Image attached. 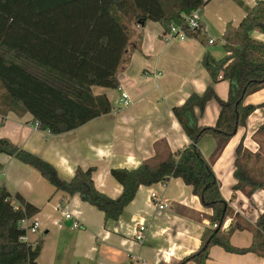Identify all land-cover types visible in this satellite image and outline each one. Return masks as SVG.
Returning a JSON list of instances; mask_svg holds the SVG:
<instances>
[{
    "label": "trees",
    "instance_id": "16d2710c",
    "mask_svg": "<svg viewBox=\"0 0 264 264\" xmlns=\"http://www.w3.org/2000/svg\"><path fill=\"white\" fill-rule=\"evenodd\" d=\"M206 1L175 0L167 12L160 0H0V115L8 111L28 113L40 130L57 135L108 114L112 107L108 97L95 94L92 87L119 86L118 71L126 62L130 42L124 22L143 25L153 21L166 32L171 24L180 25L185 37L205 44L202 24L190 28L184 16ZM245 12L237 25L227 23L224 28L220 37L224 55L215 59L205 52L202 59L213 82H228L227 98L220 99L207 86L203 93H191L181 105L172 107L190 142L175 152L161 156L156 152L134 168H111L110 175L122 187L118 196L110 197L94 186V167H76L72 177L64 180L52 164L6 138H0V153L36 169L65 197L78 194L82 201L103 212L105 220H117L140 185L179 178L211 214L199 247L176 264H205L212 246L231 254L264 256V207L254 222L235 212L221 195L212 168L238 126L254 110L252 105H243L244 97L264 88V42L250 36L254 29L264 33V0H256ZM211 99L219 105L215 124L200 126L195 108L202 112ZM206 135L215 140L208 158L198 147ZM252 137L258 144L257 151L243 148L240 142L234 162L233 189L247 198L256 190H264V122ZM37 212L38 208L20 194L0 185V264H36L41 243L23 238L26 229L22 222ZM229 218L232 223L223 230ZM235 231L249 232L250 244H232L230 238Z\"/></svg>",
    "mask_w": 264,
    "mask_h": 264
},
{
    "label": "crops",
    "instance_id": "0c3cea01",
    "mask_svg": "<svg viewBox=\"0 0 264 264\" xmlns=\"http://www.w3.org/2000/svg\"><path fill=\"white\" fill-rule=\"evenodd\" d=\"M255 1L237 0V5L230 0H207L205 9L199 10L203 12L202 17L198 9L195 14L202 27H208L209 20L215 22L221 37L226 24L237 25L246 8ZM134 27L138 37L128 45L126 62L119 68V86L113 89L118 94L101 93L111 103L108 114L72 131L51 135L40 130L30 114L8 111L5 116L0 115V138L49 162L64 180L72 177L76 167H94V186L110 197L118 196L122 189L110 175L111 168H134L156 152L161 156L186 146L190 141L174 117L172 107L181 105L191 93H203L207 86H211L220 99L227 98L228 82L221 79L213 82L202 66L205 52L215 59L224 55L222 43L216 47L217 42L213 39V43H209L205 35V44L190 37L171 39L161 25L153 21ZM250 36L264 42V33L258 29L252 30ZM123 93L129 98L127 106L119 101ZM263 104L264 88L244 97L243 105H252L254 110L238 126L212 164L221 195L235 212L250 222L263 210L264 190H256L250 198L235 191L234 162L240 142L243 148L257 151L258 144L252 136L264 122ZM218 112L215 99L207 101L202 112L195 108L198 125L213 126ZM198 147L208 158L215 140L206 135L198 142ZM0 185L38 208L28 219V222L36 220L38 229L27 235L29 242L41 243L36 264H134L136 256L143 259L144 264H176L199 247L200 235L209 226L211 210L204 208L179 178L151 186L140 185L117 220H105L103 212L82 201L78 194L65 197L36 169L4 153H0ZM159 203L166 206L159 209L156 206ZM74 222L77 227L73 226ZM231 223L232 220L227 219L223 230ZM140 224L145 226L144 241L138 243L133 235ZM238 232L244 231H235L231 243L248 246L251 235L247 245L233 242L234 237L240 235ZM205 264H264V256L231 254L212 246Z\"/></svg>",
    "mask_w": 264,
    "mask_h": 264
},
{
    "label": "built area",
    "instance_id": "2783aa9c",
    "mask_svg": "<svg viewBox=\"0 0 264 264\" xmlns=\"http://www.w3.org/2000/svg\"><path fill=\"white\" fill-rule=\"evenodd\" d=\"M184 23L187 24L188 27L190 28H196L200 26L201 22L199 18L196 16L195 11L191 12L189 15L184 16ZM168 38L171 39H180L183 40L185 38L184 32L182 31L180 25L176 24H171L170 25V30L167 32ZM213 39L209 38L208 42L213 43ZM123 106H127L129 104V98L126 93L122 94V97L119 100ZM152 198H155V194L152 193ZM156 206L161 209L163 206H166V204H156ZM66 218H69L68 214H65ZM23 226H25L26 229V235L23 237L25 240H27V235L28 233H34L38 229V222L36 220L32 222H28V219L23 220L22 222ZM74 227H77V223H73ZM215 226V225H214ZM144 231H145V226L143 224H140L137 227V230L135 234L133 235V238L136 242L141 243L144 241ZM133 263L134 264H144L145 261L143 259H140L139 257L133 258Z\"/></svg>",
    "mask_w": 264,
    "mask_h": 264
},
{
    "label": "rangeland",
    "instance_id": "374dc122",
    "mask_svg": "<svg viewBox=\"0 0 264 264\" xmlns=\"http://www.w3.org/2000/svg\"><path fill=\"white\" fill-rule=\"evenodd\" d=\"M161 1V3L163 4V6H164V8H165V10L167 11V12H169L170 11V9H171V4L175 1V0H160ZM210 1H212V0H210ZM230 1H232L233 3H235V4H237V5H239L238 4V2H237V0H230ZM206 4V3H205ZM205 4H203L202 6H200L199 8H198V11H197V13H199L198 15H199V17H202V13L203 12H200V11H202V10H204L205 9V7H206V5ZM238 7H240V6H238ZM200 10V11H199ZM125 23V26L128 28V31H129V34H130V42H129V45H130V43L132 42V40L137 36L138 37V32H137V30L135 29V27H134V25L135 24H133V22L131 23V21H125L124 22ZM201 33L202 34H204L205 36H208V38H212V39H214L217 43L215 44V46L216 47H219V45H220V43H222L221 42V40H220V34H221V31L219 30V27H218V25L215 23V22H213V21H210L209 20V22H208V27H205L204 25H203V27L201 28ZM167 36H168V34H166ZM141 37V35H139V38ZM211 47V46H210ZM212 47H214V46H212ZM215 47V48H216ZM93 89V92L95 93V94H98V93H105V94H107V95H115V94H118V91L117 90H113V89H109V88H103V87H97V86H95V87H93L92 88ZM120 93V92H119ZM113 101V100H112ZM121 105V104H120ZM262 145H263V147H264V138L262 137ZM237 234H240V235H238V237L237 236H235L234 237V239H233V242L234 243H237V245H242V246H244V245H247L249 242V240H250V233L249 232H246V231H244V232H238ZM240 236V237H239Z\"/></svg>",
    "mask_w": 264,
    "mask_h": 264
}]
</instances>
